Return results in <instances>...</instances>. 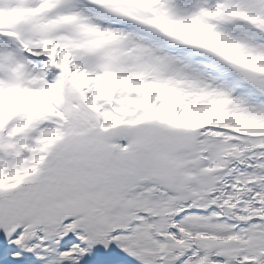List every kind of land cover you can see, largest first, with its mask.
<instances>
[{
  "label": "snow or ice",
  "instance_id": "snow-or-ice-1",
  "mask_svg": "<svg viewBox=\"0 0 264 264\" xmlns=\"http://www.w3.org/2000/svg\"><path fill=\"white\" fill-rule=\"evenodd\" d=\"M0 264H264V0H0Z\"/></svg>",
  "mask_w": 264,
  "mask_h": 264
}]
</instances>
